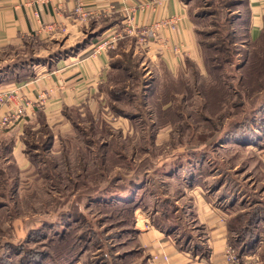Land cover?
<instances>
[{
    "label": "rangeland",
    "instance_id": "374dc122",
    "mask_svg": "<svg viewBox=\"0 0 264 264\" xmlns=\"http://www.w3.org/2000/svg\"><path fill=\"white\" fill-rule=\"evenodd\" d=\"M182 2L200 61L174 72L137 33L123 35L98 102L26 127L17 143L0 135V264H144L142 251L130 254L132 231L149 222L186 238L200 190L236 228V216L258 211L251 254L264 264V34L248 39L247 0ZM105 24L76 44L30 38L0 49V83L29 80L85 41L95 48Z\"/></svg>",
    "mask_w": 264,
    "mask_h": 264
},
{
    "label": "crops",
    "instance_id": "0c3cea01",
    "mask_svg": "<svg viewBox=\"0 0 264 264\" xmlns=\"http://www.w3.org/2000/svg\"><path fill=\"white\" fill-rule=\"evenodd\" d=\"M80 1L87 11L99 13L100 17L83 19L75 12ZM247 7L246 35L254 41L264 28V0H247ZM127 14L134 16L138 27L148 31L146 40L141 33L137 36L139 42L147 46V55L152 60L160 59L174 72L183 69L188 60L195 63L201 60L194 23L182 0H51L46 4L37 0H0V49L22 45L30 38L42 42L60 39L80 43L96 25L111 21L104 31V37H107ZM164 19H172V24L155 27ZM82 46L75 54L58 59L50 69L42 68L29 80L0 84V95L11 91L17 93L16 97L0 104V114L29 103L24 119L0 129V135L14 133L17 143L27 126L38 124L40 114L45 116L48 125H52L67 117L65 111L69 108L99 101L101 86L110 74L114 57L112 48L115 47L94 53V42L85 41ZM176 49L178 53H175ZM187 212L194 223L188 231L190 238L186 246L177 240L181 233L179 229L153 223L147 228L137 227V250L147 258L144 264H227L229 214L208 200L202 190L195 192ZM164 254L168 255V262H164ZM153 255H159L160 260L153 261Z\"/></svg>",
    "mask_w": 264,
    "mask_h": 264
},
{
    "label": "built area",
    "instance_id": "2783aa9c",
    "mask_svg": "<svg viewBox=\"0 0 264 264\" xmlns=\"http://www.w3.org/2000/svg\"><path fill=\"white\" fill-rule=\"evenodd\" d=\"M51 0H37L40 4H46L50 2ZM75 12L79 14L83 19H88L90 17L99 18V13H91L85 9V5L82 1L78 2L76 4ZM128 20L126 26L123 27V29L120 30H114L113 33L107 37H104V39L101 41L100 44H98L95 49L94 53H98L100 50L109 49L114 47L117 40H119L123 35L129 34V33H141L142 35H145L143 40H146L147 37L146 33L148 31H137L138 26L135 25V22L133 20V15L128 14ZM172 24V19H164L161 22L157 23L155 27H161V26H169ZM152 31V30H151ZM150 35V33H149ZM175 53H178V49L174 50ZM17 93L16 91H11L9 94H4L3 96L0 95V104L4 103L5 101H9L12 98L16 97ZM29 106V103H26L25 105H22L20 108H13L9 110L8 112L4 114H0V129H4L7 127H11L16 123L21 122L24 119L25 111L27 107ZM147 221L145 222L146 226ZM148 227L149 222L147 223ZM153 261L158 262L160 260L159 255H153L152 256ZM225 259L227 264H260V257L257 254H251V255H245L240 256L236 249L229 245L226 252H225ZM164 262H168L169 257L168 255H163Z\"/></svg>",
    "mask_w": 264,
    "mask_h": 264
},
{
    "label": "trees",
    "instance_id": "16d2710c",
    "mask_svg": "<svg viewBox=\"0 0 264 264\" xmlns=\"http://www.w3.org/2000/svg\"><path fill=\"white\" fill-rule=\"evenodd\" d=\"M106 24H105V27L106 26H109L112 22H109V21H107V22H105ZM104 27V28H105ZM264 29V28H263ZM263 30H262V34H261V36L257 39V41L258 40H260V39H262L263 38ZM252 41V40H251ZM252 42H256V40H254V41H252ZM112 53H113V51H112ZM116 63L115 62H111V70H110V73H111V71H112V69L113 68H116ZM110 75V74H109ZM109 77V76H108ZM1 83H6V82H1ZM0 83V84H1ZM65 113H66V111H65ZM38 121H39V123L40 124H43L44 125V127H48L49 125L47 124V122H46V118H45V116L43 115V114H40L39 115V117H38ZM30 126V125H29ZM28 127V126H27ZM33 127V126H32ZM254 141H257V138L256 137H254V139H253V142ZM191 185H192V183H191ZM253 212L255 213V214H253L249 219H246V217H244V214H239V217H237L236 216V218L240 221V224H238V225H240L239 226V228H236L237 226L235 225V222H233V216H231V215H229V220H228V226H229V231H230V242L231 243H235V247H236V249H237V251H238V254L240 255V256H245L246 254H251V253H253V252H255L256 251V249H257V245H258V243L260 242V235L258 234V232H256V231H254V230H252V228H254L253 227V223H256V222H259L260 220H261V217H260V215L258 214V211H254L253 210ZM235 218V219H236ZM244 218H245V220H244ZM235 221V220H234ZM253 224V225H252ZM157 225V224H156ZM159 226V225H158ZM180 228L182 227V225H178ZM177 227V226H176ZM176 227H174L173 229H176V230H178ZM132 232H134L135 233V237H134V239H135V242H136V246H138V242L136 241L137 239V234H138V230H134V231H132ZM183 234H184V232H182V233H180V235L178 236V238H177V240L178 239H180V241L179 242H182V245L184 246H186V242L189 240V238H190V234L189 233H187V236H186V238L184 237L183 238ZM81 239V238H80ZM79 241L80 240H78V244L77 243H75L76 245L75 246H77V245H79ZM178 242V243H179ZM242 243V244H241ZM86 245H88V244H86ZM86 247V246H85ZM138 250H136V249H134L132 252H130V254H132V253H135V252H137ZM119 256H117V258H118ZM79 259H81V254L79 255V257H78V260ZM73 261L74 260H70V261H68L67 262V264H74L73 263ZM76 262V261H75ZM109 264H117V262H111V260H109Z\"/></svg>",
    "mask_w": 264,
    "mask_h": 264
}]
</instances>
